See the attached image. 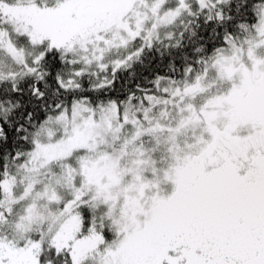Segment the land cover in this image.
Here are the masks:
<instances>
[{
	"label": "snow or ice",
	"instance_id": "6c2138e0",
	"mask_svg": "<svg viewBox=\"0 0 264 264\" xmlns=\"http://www.w3.org/2000/svg\"><path fill=\"white\" fill-rule=\"evenodd\" d=\"M0 264H264V0H0Z\"/></svg>",
	"mask_w": 264,
	"mask_h": 264
}]
</instances>
